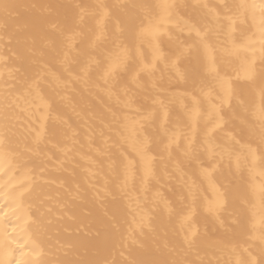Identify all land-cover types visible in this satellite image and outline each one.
<instances>
[{"label":"bare ground","instance_id":"1","mask_svg":"<svg viewBox=\"0 0 264 264\" xmlns=\"http://www.w3.org/2000/svg\"><path fill=\"white\" fill-rule=\"evenodd\" d=\"M261 4L0 0V264H264Z\"/></svg>","mask_w":264,"mask_h":264},{"label":"snow or ice","instance_id":"2","mask_svg":"<svg viewBox=\"0 0 264 264\" xmlns=\"http://www.w3.org/2000/svg\"><path fill=\"white\" fill-rule=\"evenodd\" d=\"M165 8L170 7L169 5H165ZM261 8L262 11H264V4H261L259 6ZM197 36L200 38L201 43L203 44V46L205 47V49L207 48V44H206V37L204 35H202L199 31H197ZM196 45H192L189 46L188 48L183 49L179 55L180 56H188V57H192L195 55V50H196ZM262 57H264V53H262ZM179 58V57H178ZM173 63H175V61H173ZM211 70V69H210ZM249 75L251 76V72H249ZM261 120L264 121V109L261 110ZM219 126V122H217L216 125H214V127H218ZM212 129H209V132H211ZM6 135V131H0V145H2L4 143V137ZM262 144H264V140H262ZM253 152H255V149H253ZM222 203V200H217L216 206L215 207H219V205ZM215 207H211L209 210L210 211H215ZM185 221L188 220V217L184 218ZM144 226H148L149 224V218L147 215H145L143 217V221H142ZM247 264H257L256 259L253 257L252 259H250Z\"/></svg>","mask_w":264,"mask_h":264}]
</instances>
